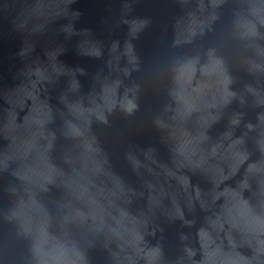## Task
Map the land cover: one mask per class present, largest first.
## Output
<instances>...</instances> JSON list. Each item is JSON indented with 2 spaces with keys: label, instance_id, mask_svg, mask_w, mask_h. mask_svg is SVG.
I'll return each instance as SVG.
<instances>
[{
  "label": "water",
  "instance_id": "1",
  "mask_svg": "<svg viewBox=\"0 0 264 264\" xmlns=\"http://www.w3.org/2000/svg\"><path fill=\"white\" fill-rule=\"evenodd\" d=\"M0 264H264V0H0Z\"/></svg>",
  "mask_w": 264,
  "mask_h": 264
}]
</instances>
